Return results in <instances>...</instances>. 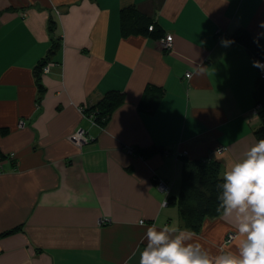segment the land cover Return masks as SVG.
<instances>
[{
    "label": "crops",
    "instance_id": "obj_1",
    "mask_svg": "<svg viewBox=\"0 0 264 264\" xmlns=\"http://www.w3.org/2000/svg\"><path fill=\"white\" fill-rule=\"evenodd\" d=\"M128 4L172 35L170 48L121 35ZM262 23L264 0H0V152L11 154L0 159V233L18 227L0 234V264H139L147 227L188 229L164 202L178 193L179 155L218 160L223 176L257 141L259 70L230 35L243 27L259 37ZM52 36L38 104L35 67ZM147 84L163 94H144ZM110 89L125 98L101 127L78 106ZM142 96L154 111L138 108ZM76 128L87 138L79 145ZM151 144L165 152L127 149ZM188 230L212 254L236 251L242 238L223 212Z\"/></svg>",
    "mask_w": 264,
    "mask_h": 264
},
{
    "label": "trees",
    "instance_id": "obj_2",
    "mask_svg": "<svg viewBox=\"0 0 264 264\" xmlns=\"http://www.w3.org/2000/svg\"><path fill=\"white\" fill-rule=\"evenodd\" d=\"M119 30L122 36L131 34H141L153 39H158L165 35L164 29L152 18L142 14L133 4L124 5L120 8ZM48 29L54 31L55 22L52 18L48 20ZM151 26V29L148 27ZM58 38V37H57ZM56 38V39H57ZM230 38L241 42L250 51L255 60L264 61V34L254 37L247 29L239 27L235 29ZM51 45L46 54L38 60L35 67L36 81L38 84V95L36 102L39 104L42 97V86L39 73L42 66L50 61L51 56L58 49V43L52 36ZM154 92L158 96L163 94V88L153 84H147L144 94ZM252 97L259 124L254 127L253 135L256 140L264 138V76L259 73L256 76L252 88ZM145 96V95H143ZM142 96V97H143ZM124 93L120 90L110 89L105 91L99 99L89 107H83V112L95 124L103 127L113 110L124 101ZM138 108L149 112L154 111V104L148 102L143 97L138 103ZM0 132L5 133L2 128ZM132 151L141 156L150 155L153 152H165L163 146L151 144L145 147H132ZM8 154L0 152V159L6 158ZM184 154H180L182 165L179 180V189L176 195L167 198L168 204L177 206L181 225L191 230H198L203 220L207 217L219 215L217 211L220 193L219 185L222 183L221 164L218 160L210 158L189 159ZM18 227L1 232V235L12 232Z\"/></svg>",
    "mask_w": 264,
    "mask_h": 264
},
{
    "label": "clouds",
    "instance_id": "obj_3",
    "mask_svg": "<svg viewBox=\"0 0 264 264\" xmlns=\"http://www.w3.org/2000/svg\"><path fill=\"white\" fill-rule=\"evenodd\" d=\"M229 43L222 40L225 46ZM252 63L264 69L261 61ZM219 187L217 211L234 218L242 237L236 251L212 254L195 241V233L188 229L152 225L146 229L139 264H264V138L233 160Z\"/></svg>",
    "mask_w": 264,
    "mask_h": 264
},
{
    "label": "built area",
    "instance_id": "obj_4",
    "mask_svg": "<svg viewBox=\"0 0 264 264\" xmlns=\"http://www.w3.org/2000/svg\"><path fill=\"white\" fill-rule=\"evenodd\" d=\"M149 29H151V26H149ZM158 41H159L160 45H161L164 49L170 48V46H171V44H172V35H171V34H165L163 37L159 38ZM259 61H261V63L264 64V61H262V60H259ZM50 65H52V62H51V61H49V62H47L45 65H43V66H42V73L48 71ZM258 70H259L258 73H259L261 76H264V69L258 68ZM190 74H191L190 72H186V73H185V77H189ZM79 107H80V109H83V108H81L82 106H79ZM254 111H256V108H254ZM19 122L21 123V120H19ZM92 122H93V120H92ZM84 131H85V130H84L83 128H79V129L76 131V133L74 134V138H75L77 144H80L81 142H83V141L86 140V137H85V135H84ZM224 148H225L224 146H219V147H217V148H215V149H216L217 152H220V151H222ZM127 149H128V151H132V148H131V147H129V148H127ZM155 185H156V187H157V189H158L159 191L166 192L167 189H168V185L165 183L164 180H162V179H160V178L156 180ZM234 236H235V233H234V232H230V233L227 234L226 239H227V240H230V239L233 238Z\"/></svg>",
    "mask_w": 264,
    "mask_h": 264
},
{
    "label": "rangeland",
    "instance_id": "obj_5",
    "mask_svg": "<svg viewBox=\"0 0 264 264\" xmlns=\"http://www.w3.org/2000/svg\"><path fill=\"white\" fill-rule=\"evenodd\" d=\"M149 28V27H148ZM163 37V36H162ZM57 38V37H56ZM161 38V37H160ZM159 39V38H158ZM157 39V40H158ZM49 62V61H48ZM46 64V63H45ZM44 64V65H45ZM55 64V62H52V65H54ZM81 108H83V107H81ZM78 110H79V112H81L82 113V115L83 116H86L89 120H90V122L91 123H94V121L92 122V119H91V116H87V115H85L84 114V112H83V109H80V107L78 106ZM20 123V122H19ZM95 124V123H94ZM79 128H76L72 133H71V139L76 143V140H75V138H74V134L76 133V131L78 130ZM84 135H85V131H84ZM86 137V136H85ZM86 140H87V138H86ZM85 140V141H86ZM84 142V141H83ZM77 144V143H76ZM80 144H82V142L80 143ZM79 145V144H78ZM127 148H129V147H127ZM11 154H8L7 156L9 157ZM166 183V182H165ZM167 191H168V189H167ZM167 191L165 192V193H167ZM164 202H166L167 203V198L166 199H164Z\"/></svg>",
    "mask_w": 264,
    "mask_h": 264
}]
</instances>
